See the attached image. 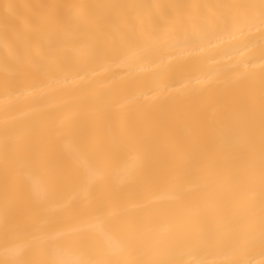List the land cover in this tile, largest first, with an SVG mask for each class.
<instances>
[{"label":"bare ground","instance_id":"1","mask_svg":"<svg viewBox=\"0 0 264 264\" xmlns=\"http://www.w3.org/2000/svg\"><path fill=\"white\" fill-rule=\"evenodd\" d=\"M249 3L259 0H0V147L6 134L23 137L12 150V158L22 161L16 174L20 187L29 193L33 187L46 189L49 215L62 218L67 229H79L85 219L79 213L88 201L81 177L98 164L89 140L111 144L125 139L132 124L154 120L166 125L160 133L162 151L210 149L227 116V96L254 85L258 108L264 25L258 14L247 22H225L226 10L216 7ZM4 4L18 6L7 31ZM41 4L135 7L105 10L80 31L64 33L40 25L38 10L29 6ZM161 34L168 39L157 41ZM26 58L44 60L51 70L16 73L18 60ZM37 128L43 129L39 138L32 135ZM138 148L130 144L108 159V180L98 185L97 194L160 242L170 238L178 219L236 211L252 196L247 189L213 187L186 173L145 174L128 184L122 170L133 163ZM23 149L44 153L46 165L23 163ZM54 174L59 177L55 182ZM111 223L91 220L89 233L103 239ZM83 234L72 231L66 239ZM183 259L189 264H264V245L258 239L210 241L191 247Z\"/></svg>","mask_w":264,"mask_h":264},{"label":"snow or ice","instance_id":"2","mask_svg":"<svg viewBox=\"0 0 264 264\" xmlns=\"http://www.w3.org/2000/svg\"><path fill=\"white\" fill-rule=\"evenodd\" d=\"M37 18L49 32L80 31L99 19L105 10L135 7L113 4H41ZM188 7V6H177ZM216 7L226 10L225 22H247L257 14L264 25V0L249 4H224ZM5 31L18 17V6L3 5ZM164 34L156 37L164 41ZM93 51L91 55H103ZM46 61L30 58L18 60L16 73L37 74L51 70ZM8 82H5L7 86ZM226 119L217 128L211 148H193L181 151H162L160 133L165 124L154 120L140 121L129 126L126 138L111 144L89 140L87 146L98 156L97 166L91 167L81 177L82 189L88 197L83 227L67 229L62 218L49 215L48 193L42 187L23 190L16 181L22 166L20 159L12 158L14 147H20L23 137L5 135L0 151L3 169L0 173V264H189L183 259L191 247L210 241L253 242L264 245V77L257 92L254 85L242 86L226 97ZM172 118H169L168 123ZM258 125V139H257ZM34 137L43 135V129L34 130ZM130 144L139 145L132 156L133 163L122 170V180L136 184L145 174L164 178L176 173L200 177L210 186L234 190L247 189L252 196L238 205V210L220 215L194 214L182 217L175 223L170 238L156 240L142 224L129 222L123 212L109 206L106 197L97 194L99 184L108 180L106 164L118 151ZM23 163L44 166L47 159L42 152L23 149ZM59 177L53 175V181ZM258 191V198H257ZM104 218L112 221L103 239L89 233V221ZM84 233L68 240L69 232ZM69 253L74 259L66 258Z\"/></svg>","mask_w":264,"mask_h":264}]
</instances>
